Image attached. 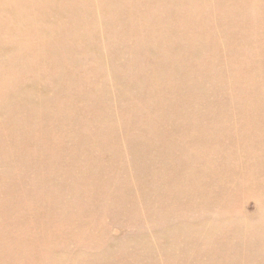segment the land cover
Segmentation results:
<instances>
[{
    "label": "rangeland",
    "instance_id": "obj_1",
    "mask_svg": "<svg viewBox=\"0 0 264 264\" xmlns=\"http://www.w3.org/2000/svg\"><path fill=\"white\" fill-rule=\"evenodd\" d=\"M18 1L0 14V264H264V0Z\"/></svg>",
    "mask_w": 264,
    "mask_h": 264
},
{
    "label": "bare ground",
    "instance_id": "obj_2",
    "mask_svg": "<svg viewBox=\"0 0 264 264\" xmlns=\"http://www.w3.org/2000/svg\"><path fill=\"white\" fill-rule=\"evenodd\" d=\"M12 1H13V0H12ZM14 1H18V0H14ZM25 1H26V0H25ZM30 1H31V0H30ZM32 1H33L34 3H35V1H38V2H40V1L42 2V1H43L45 4H51L52 6H54L57 2L59 3V1H57V0H32ZM62 1H64V0H62ZM66 1H67V0H66ZM69 1H70V0H69ZM78 1H79V0H78ZM92 1H93V0H92ZM95 1H96V0H95ZM100 1H101V0H100ZM102 1H103V0H102ZM113 1H115V0H113ZM140 1H141V4H142V0H140ZM151 1H152V0H151ZM173 1H174V0H173ZM180 1L182 2L183 0H180ZM187 1L190 2L189 0H186V3H187ZM196 1H198V0H196ZM204 1H205V0H204ZM204 1H203V2H204ZM209 1H210V0H209ZM228 1H229V0H228ZM232 1H233V0H232ZM234 1H235V0H234ZM18 2H19V1H18ZM22 2H23V0H22ZM28 2H29V1H28ZM38 2H37V4H39ZM43 2L41 3V5L43 4ZM83 2H84V0H83ZM85 2H86V7H88V6H87V2H88V1L86 0ZM107 2H108V1H106V3H105V2H104V3L107 4ZM110 2H111V0H110ZM138 2H139V0H138ZM156 2H157V1H156ZM156 2H155V3H156ZM184 2H185V1H184ZM184 2H183V3H184ZM211 2H212V0H211ZM226 2H227V1H226ZM226 2H225V3H226ZM13 3H14V2H13ZM30 3H32V2H30ZM60 3H62V2H60ZM67 3H68V2H67ZM76 3H77V2H76ZM80 3H82V2H80ZM88 3H89V2H88ZM95 3H96V2H95ZM98 3H99V1H98ZM174 3H175V2H174ZM0 4H1V5H0V8L2 9V11H0V14H1V17H2V16L5 15V13H4V15H2V14H3V13H2V12H3V9L5 8V5H4V4H6V6H7V4H10V3L7 2V0H0ZM2 4H3V5H2ZM11 4H12V3H11ZM11 4H10V5H11ZM24 4H25V3H24ZM45 4H44V6H45ZM65 4H66V3H65ZM68 4H69V3H68ZM71 4H72V2H71ZM71 4H70V5H71ZM77 4H78V3H77ZM77 4H76V5H77ZM84 4H85V3H83V5H84ZM101 4H102V3H101ZM101 4H99V5H101ZM111 4H112V3H111ZM141 4H140V5H141ZM151 4H152V3H151ZM190 4H192V3H190ZM229 4H230V3H229ZM10 5H9V6H10ZM18 5L20 6V4H18ZM51 5H50V6H51ZM57 5H59V4H57ZM60 5H62V4H60ZM60 5H59V6H60ZM70 5H68V6H70ZM74 5H75V4H74ZM93 5H94V4H93ZM125 5H126V4H125ZM125 5H124V6H125ZM9 6H7V7H9ZM19 6H17L18 9H19ZM26 6H28V4H26ZM26 6H24V7H26ZM32 6H34V5H32ZM32 6H30V7H32ZM55 6H56V5H55ZM89 6H90V5H89ZM91 6H92V5H91ZM130 6H132V4H130ZM135 6H136V5H135ZM142 6H144V5H142ZM145 6H146V5H145ZM173 6H174V4H173ZM20 7H21V6H20ZM30 7H29V9H30ZM37 7H39V6H37ZM73 7H74V6H73ZM79 7H82V6H80V4H79ZM83 7H84V6H83ZM83 7H82V8H83ZM95 7H96V6H95ZM146 7H147V6H146ZM9 8H12V7H9ZM42 8H43V7H42ZM47 8H48V6H47ZM50 8H52V7H50ZM59 8H60V7H59ZM61 8H62V7H61ZM61 8H60V10H59V9H58V10H59V11H62V10H66V9H67V7H66L65 9H62V10H61ZM68 8H69V7H68ZM70 8H71V7H70ZM98 8H100V7H98ZM101 8H102V7H101ZM131 8H132V7H131ZM138 8H140V7H138ZM142 8H143V7H142ZM1 9H0V10H1ZM20 9H21V8H20ZM26 9H27V8H26ZM35 9H36V7H34L33 10H35ZM53 9H54V8H53ZM72 9H73V8H72ZM76 9H77V8H76ZM76 9H75V10H76ZM83 9H84V8H83ZM86 9H87V8H86ZM86 9H84V11H86V12H88V11L90 12V11H91V10H86ZM107 9H109V8H107ZM118 9H119V8H118ZM121 9H122V8H121ZM125 9H126V8H125ZM140 9H141V8H140ZM140 9H139V10H140ZM144 9H145V8H144ZM10 10H12V9H10ZM21 10H22V9H21ZM23 10H25V9H23ZM30 10H31V9H30ZM30 10H28V11H30ZM41 10H42V9H41ZM41 10L39 9L40 13H41ZM54 10H55V9H54ZM54 10H53V11H54ZM73 10H74V9H73ZM73 10H72V11H73ZM95 10H97V9H95ZM103 10H105V9H103ZM134 10H135V8H134ZM142 10H143V9H142ZM142 10H140V11H142ZM145 10H147V8H146ZM149 10H150V9H149ZM6 11H7V10L5 9V12H6ZM8 11H9V10H8ZM8 11H7V12H8ZM13 11H15V10H13ZM28 11H25V12H28ZM31 11H32V10H31ZM37 11H38V9H37L35 12H37ZM39 11H38V12H39ZM43 11H44V9H43ZM47 11H48V10H47ZM68 11H69V10H68ZM76 11H78V10H76ZM76 11H75V12L73 11V12L76 14ZM79 11H80V10H79ZM98 11H99V10H98ZM119 11H120V10H119ZM119 11H118V12H119ZM135 11H136V10H135ZM9 12H10V11H9ZM22 12L24 13V11H21L20 13H22ZM48 12H49V11H48ZM54 12H55V11H54ZM70 12H71V11H70ZM101 12H102V10H101ZM107 12H108V11H107ZM107 12H106V13H107ZM129 12H131V11H129ZM144 12H145V11H144ZM17 13H18V12H17ZM23 13H22V14H23ZM28 13H29V12H28ZM44 13H45V11H44ZM49 13H51V12H49ZM55 13H56V12H55ZM55 13H54V14H55ZM61 13H62V12H61ZM93 13H94V12H93ZM95 13H96V11H95ZM112 13H113V11H112ZM116 13H117V11H116ZM127 13H128V12H127ZM131 13H132V12H131ZM141 13H143V12H141ZM141 13H140V15L142 16ZM146 13H147V12H146ZM148 13H149V11H148ZM13 14H14V13H13ZM54 14H52V15H54ZM64 14H65V12H64ZM66 14H67V13H66ZM81 14H82V13H81ZM85 14H87V13H85ZM98 14H99V13H98ZM98 14H97V15H98ZM104 14H105V12H104ZM155 14H156V12H155ZM8 15H9L10 17H13V15H11V14H8ZM23 15H24V14H23ZM25 15L29 16L27 13H26ZM46 15H47V14H46ZM59 15H60V14H59ZM61 15H62V14H61ZM78 15H79V14H78ZM92 15H95V14H92ZM102 15H103V14H102ZM110 15H111V13H110ZM118 15H119V14H118ZM122 15H123V14H122ZM126 15H127V14H126ZM144 15H145V14H144ZM147 15H148V14H146V16H147ZM156 15H157V18H158V16H159L158 13H157ZM14 16H15V15H14ZM21 16H22V15H21ZM21 16H20V17H21ZM42 16H44V15H42ZM75 16H77V15H75ZM88 16H90V13H89ZM98 16H99V15H98ZM106 16H107V15H106ZM127 16H129V15H127ZM132 16H134V15H132ZM136 16H138V15H136ZM146 16H145V17H146ZM25 17H26V16H24L23 18H20V19H24ZM45 17H46V16H45ZM45 17H43V18H45ZM54 17H55V16H54ZM91 17H92V16H91ZM91 17H90V18H91ZM124 17H125V16H124ZM154 17H156V16H154ZM28 18H29V17H28ZM47 18H48V17H47ZM63 18H64V17H63ZM95 18H96V15H95ZM117 18H119V17H117ZM117 18H116V20H117ZM134 18L137 20L136 17H134ZM157 18H155V20H156ZM2 19H4V17H3ZM11 19H12V18H10L9 20L11 21ZM13 19H14V17H13ZM45 19H46V18H45ZM48 19H50V18H48ZM58 19H60V18H58ZM68 19H69V18H68ZM75 19H77V18H75ZM79 19H80V21H81V18H79ZM92 19H94V18H92ZM101 19H102V17H101ZM110 19H111V16H110ZM150 19H151V18H150ZM25 20H26V19H25ZM51 20H52V18H51ZM77 20H78V19H77ZM106 20H107V19H106ZM112 20H113V19H112ZM120 20H121V19H120ZM126 20H127V18H126ZM126 20H125V21H126ZM129 20H130V19H129ZM144 20H146V19H144ZM2 21H3V20H2ZM10 21H9V22H10ZM14 21H16V20H14ZM17 21H18V19H17ZM20 21H21V20H20ZM26 21H27V20H26ZM28 21H29V20H28ZM33 21H34V19L32 20V23H33ZM43 21L45 22L44 19H43ZM47 21H48V20H47ZM57 21H58V20H57ZM57 21H56V22H57ZM66 21H67V20H66ZM66 21H65V26H66ZM68 21H69V20H68ZM68 21H67V22H68ZM71 21H72V20H71ZM82 21H83V20H82ZM90 21H91V20H90ZM98 21H99V20H98ZM110 21H111V20H110ZM139 21H140V20H139ZM4 22H5V21H4ZM12 22H13V21H12ZM18 22H19V21H18ZM22 22H23V21H22ZM22 22H21V23H22ZM35 22H36V19H35ZM37 22H38V21H37ZM48 22H49V21H48ZM48 22H47V24H48ZM54 22H55V21H54ZM54 22H53V23H54ZM72 22H73V21H72ZM76 22H77V21L75 20V22L73 23V24H75V26H77ZM83 22H84V21H83ZM119 22H120V21H119ZM141 22H143V21H141ZM1 23H2V22H1V20H0V24H1ZM6 23H7V20H6ZM6 23H5V24H6ZM49 23H51V22H49ZM63 23H64V21H63ZM70 23H71V22H70ZM123 23H124V20H123ZM144 23H145V22H144ZM3 24H4V23H3ZM24 24H26V23L24 22ZM29 24H31L30 21H29ZM34 24H35V23H34ZM38 24H39V23H38ZM78 24H79V23H78ZM91 24H93V23H91ZM99 24H100V23H99ZM104 24H105V23H104ZM117 24H118V23H117ZM119 24L121 25V23H119ZM129 24H130V23H129ZM135 24H137V23L134 22L133 25H135ZM141 24H142V23H140V25H141ZM223 24H224V23H223ZM223 24H222V25H223ZM11 25H13V24H11ZM11 25L8 26V24H7L8 27L5 25V29L11 27ZM26 25H27V24H26ZM59 25H60V22H59ZM71 25H72V24H71ZM81 25H83V24H81ZM84 25H87V24H84ZM2 26H3V25H2ZM2 26H1V27H2ZM14 26H15V25H14ZM24 26H25V25H24ZM27 26H28V25H27ZM40 26H41V24H40ZM40 26H38V27L40 28ZM50 26H52V25H50ZM65 26H64V27H65ZM67 26H68V25H67ZM90 26H91V25H90ZM90 26H89V27H90ZM92 26H93V25H92ZM104 26H107V25H104ZM127 26H128V25H127ZM142 26H143V27H142ZM142 26H141V27L144 28L145 25H142ZM1 27H0V32H1ZM3 27H4V26H3ZM17 27H18V26H17ZM17 27H16V28H17ZM25 27H26V26H25ZM28 27H31V26L29 25ZM28 27H27V28H28ZM43 27H44V25H43ZM73 27H74V26H73ZM114 27H115V26H114ZM136 27H137V26H136ZM157 27H158V26L156 25V27H155L154 29L157 30ZM161 27H162V25H161ZM11 28L13 29V27H11ZM11 28H10V29H11ZM19 28H20V27H19ZM31 28H32V27H31ZM34 28H36V27H33V29H34ZM41 28H42V27H41ZM68 28L70 29V27H68ZM68 28H67V29H68ZM75 28H76V27H75ZM78 28H79V26L77 27V29H78ZM81 28H82V27H81ZM96 28H97V26H96ZM105 28H106V27H105ZM138 28H139V27H138ZM159 28H160V26H159ZM209 28H210V27H209ZM2 29L4 30V28H2ZM33 29H32V30L30 29L29 32L33 31ZM44 29H47V28L44 27ZM44 29H43V30H44ZM52 29H54V28H52ZM67 29H66V30H67ZM77 29H75V31H76ZM6 30H7V29H6ZM6 30H4V31H6ZM18 30H19V29H18ZM23 30H24V29H23ZM23 30H22V33H24V31L26 32V29H25L24 31H23ZM28 30H29V29H28ZM36 30L39 31V29H35V31H36ZM41 30H42V29H41ZM57 30H59V29H57ZM72 30H73V28H72ZM82 30H84V28H82ZM86 30H87V28H85V31H86ZM88 30H90V28H89ZM88 30H87V31H88ZM109 30H110V28H109ZM111 30H112V29H111ZM139 30H140V28H139ZM144 30H145V28H144ZM162 30H163V29H162ZM10 31H11V30H10ZM14 31H17V30L14 29L13 32H14ZM19 31H20V30H19ZM38 31H36V32L39 33V34L42 33V32H38ZM59 31H60V30H59ZM64 31H65V28H64ZM68 31H69V30H68ZM73 31H74V30H73ZM85 31H83L84 35H85ZM103 31H104V29H103ZM114 31H115V29H114ZM134 31H137V28H136V30H134ZM134 31H133V32H134ZM142 31H143V30H142ZM150 31H151V30H150ZM159 31H160V30H158V33H159ZM163 31H164V30H163ZM163 31H162V33H163ZM47 32H49V31H47ZM89 32H90V31H89ZM97 32H98V31H97ZM128 32H129V31H128ZM130 32H131V31H130ZM7 33H9V35H11L10 32H7ZM7 33H5V34H7ZM20 33H21V31H20ZM20 33H19V34H20ZM26 33H27V32H26ZM26 33H25V34H26ZM45 33H46V32H45ZM62 33H63V32H62ZM62 33L60 34V32H59L58 34L62 35ZM69 33H70V35H71V32H70V31H69ZM79 33H81V32H79ZM90 33L92 34V32H90ZM108 33H109V32H108ZM117 33H118V32H117ZM119 33H120V32H119ZM137 33H138V32H137ZM139 33H140V31H139ZM142 33H143V32H141L140 34L142 35ZM151 33H152V32H151ZM156 33H157V32L155 31V34H156ZM162 33L160 32V34H162ZM1 34L4 35L3 32H2ZM14 34H15V33H14ZM14 34H13V36H14ZM32 34H33V32H32ZM47 34H48V33H47ZM47 34H46V35H47ZM66 34H67V33H66ZM88 34H89V33H88ZM88 34H86V35H88ZM123 34H124V33H123ZM125 34H126V33H125ZM130 34H131V33H130ZM130 34H129V35H130ZM143 34H144V33H143ZM9 35H8V36H9ZM27 35H30V34H27ZM35 35H36V34H35ZM37 35H38V34H37ZM48 35H49V34H48ZM60 35H57V36H56V37H58L57 39L60 38V37H59ZM67 35H69V34H67ZM70 35H69V36H70ZM80 35H81V34H79L78 37H80ZM97 35H98V34H97ZM106 35H107V34H106ZM134 35H136V33H134ZM153 35H154V33H153ZM5 36H7V35H5ZM33 36H34V35H33ZM33 36H32V37H33ZM51 36H53V35H51ZM72 36H73V35H72ZM76 36H77V35H76ZM76 36H74V37L76 38ZM82 36H83V35H82ZM82 36H81V37H82ZM109 36H110V35H109ZM118 36H119V34H118ZM138 36H139V35H138ZM146 36H147V35H146ZM191 36H192V35H191ZM0 37H1V36H0ZM14 37H15V38H14L15 41H16V39L18 40V38H16L17 36H14ZM19 37H20V36H19ZM24 37H25V35H24ZM37 37H39V36H36V39L33 38L34 41L37 40ZM40 37H41V35H40ZM46 37H48V36H46ZM63 37H64V36L62 35V38H63ZM65 37H66V36H65ZM65 37H64V38H65ZM84 37H85V36H84ZM88 37H89V35H88ZM88 37H87V38H88ZM91 37H92V35H91ZM107 37H108V36H107ZM111 37H112V36H111ZM116 37H117V36H116ZM116 37H115V38H116ZM136 37H137V36H136ZM156 37H157V35H156ZM1 38H3V36H2ZM4 38H5V37H4ZM6 38H7V37H6ZM9 38H11V37L9 36ZM12 38H13V37H12ZM21 38H22V36H21ZM66 38H69V37H66ZM71 38H72V37H70V39H71ZM87 38H86V39H87ZM98 38H99V36H98ZM112 38H113V37H112ZM115 38H114V39H115ZM118 38H119V37H118ZM130 38H131V37H130ZM130 38L127 37L128 41H129ZM23 39H25V38H23ZM38 39H39V38H38ZM42 39H43V37H42ZM57 39H56V40H57ZM81 39H83V37H82ZM81 39H80V40H81ZM140 39H142V36H141V38H138V40H140ZM146 39H147V38H146ZM21 40H22V39H21ZM27 40H29V39H27ZM48 40H49V39H48ZM53 40H54V39H53ZM61 40H62V39H61ZM64 40H65V39H63V43H64ZM74 40H76V39H74ZM105 40H106V39H105ZM119 40H120V39H119ZM154 40H158V39L155 38ZM154 40H153V41H154ZM163 40H164V39H163ZM1 41H2V40H1ZM9 41H12V40H9ZM15 41H14V42H15ZM39 41H41V44H42V41H43V40L39 39ZM76 41H77V40H76ZM87 41H88V40H87ZM91 41H92V40H91ZM99 41H100V40H99ZM108 41H110V39H109ZM125 41H126V39H125ZM144 41H146V40L144 39ZM153 41H152V42H153ZM166 41H167V40H166ZM166 41H164V42H166ZM16 42H17V41H16ZM20 42H21V41H20ZM20 42H19V43H20ZM22 42H23V40H22ZM35 42H36V41H35ZM44 42H46V41H44ZM66 42H67V39H66ZM72 42L74 43V41H72ZM119 42H120V41H119ZM119 42H118V44H119ZM135 42H136V41H135ZM140 42H141V40H140ZM30 43H31V42H30ZM30 43H29V44H30ZM32 43H33V41H32ZM38 43H39V42H38ZM49 43H50V42H48V44H49ZM59 43H60V42H59ZM67 43H68V42H67ZM69 43H70V42H69ZM85 43H86V42H85ZM111 43H112V42H111ZM124 43H125V42H124ZM127 43L129 44V42H127ZM133 43H134V40H133ZM4 44H5V43H4ZM4 44L0 43V47H1L2 50H4V48L8 45V43H7L6 46H5ZM10 44H11V43H10ZM23 44H25V43H23ZM35 44H36V43H35ZM75 44H76V42H75ZM12 45H13V44H11V46H12ZM20 45H21V44H20ZM20 45L18 44V46H20ZM25 45H26V44H25ZM32 45H33V44H31V46H32ZM36 45H37V44H36ZM42 45H44V43H43ZM42 45H38V46L41 47ZM45 45H46V44H45ZM61 45H62L63 47H65L62 43H61ZM68 45H69V44H68ZM78 45H79V44H78ZM80 45H82L81 41H80ZM80 45H79V47H81ZM93 45H94V44H93ZM122 45L124 46V44H122ZM130 45H134V44H130ZM130 45H129V47H130ZM145 45H146V43H145ZM145 45L140 44V46H143V47H144ZM161 45H162V46H161ZM161 45H160V46L163 47V43H162ZM8 46H10V45H8ZM15 46H17V45L15 44ZM18 46H17V48H18ZM38 46L35 47V46L33 45L31 48L35 47V48H33V49L36 50V48H38ZM55 46H57V44L55 45V43H54V46H51V47H55ZM66 46H67V44H66ZM69 46H71V44H70ZM74 46H75V45H74ZM76 46H77V45H76ZM125 46H126V45H125ZM146 46H148V45H146ZM175 46H176V45H175ZM175 46H174V47H175ZM25 47H26V46H25ZM29 47H30V46H29ZM46 47H48V46H46ZM51 47H48V48L53 49V48H51ZM60 47H61V46H60ZM82 47H83V46H82ZM95 47H96V46H95ZM95 47H94V48H95ZM138 47H139V46H138ZM174 47H173V48H174ZM23 48H24V47H23ZM23 48L21 47V49H23ZM44 48H45V47H44ZM44 48H43V49H44ZM61 48H62V47H61ZM71 48H72V47H71ZM118 48H119V47H118ZM130 48H131V47H130ZM170 48L172 49V47H170ZM170 48H169V49H170ZM21 49H20V50H21ZM33 49H32V50H33ZM45 49H46V48H45ZM50 49H49V50H50ZM62 49H63V48H62ZM64 49H65L64 53H65L66 51H68V50H66V48H64ZM67 49H69V48L67 47ZM125 49H126V48H125ZM136 49H138V48H136ZM146 49L148 50L147 47H146ZM149 49H150V45H149ZM151 49H152V48H151ZM151 49H150V50H151ZM165 49L167 50V48H165ZM175 49H176V48H175ZM5 50L8 51V49H5ZM12 50H13V48H12ZM40 50H41V48H40ZM40 50H39V52H40ZM69 50H70V49H69ZM78 50H79V49H78ZM132 50H135V49L132 48ZM17 51H18V49H17ZM22 51H23V50H21V55L24 54V52H22ZM24 51H26L25 48H24ZM28 51H29V53L31 52L30 49H29ZM41 51H43V50H41ZM54 51H55V49H54ZM54 51H53V52H54ZM57 51H58V55H57V58H58L59 55H60V53H61V51H60V53H59V50H57ZM85 51H86V50H85ZM135 51H136V50H135ZM168 51L170 52V50H168ZM168 51H167V52H168ZM171 51H174V50H171ZM2 52H3V51H2ZM4 52H5V51H4ZM14 52L16 53L15 48H14ZM18 52H19V51H18ZM33 52H34V50H33ZM36 52H37V50H36ZM90 52H91V51H90ZM133 52H134V51H133ZM147 52H148V51H147ZM149 52H150V51H149ZM175 52H176V51H175ZM175 52H174V53H175ZM0 53H1V52H0ZM8 53H9V52H8ZM22 53H23V54H22ZM25 53H26V52H25ZM29 53H28V55H29ZM37 53H38V52H37ZM37 53H36V54H37ZM40 53H43V52H40ZM40 53H39V55H40ZM45 53H46V52H45ZM55 53H56V52H55ZM62 53H63V52H62ZM64 53H63V54H64ZM75 53H76V52H75ZM135 53H136V52H135ZM2 54H3V53H2ZM12 54L14 55V53H12ZM33 54H34V53H33ZM36 54H35L34 56H30V57H31V58H33V57L35 58ZM46 54H47V53H46ZM53 54H54V53H53ZM67 54H70V52H68ZM85 54H87L86 56H89L88 53H85ZM13 55H12V56H13ZM16 55H17V53H16ZM19 55H20V53H19ZM42 55L44 56V54H42ZM48 55H49V54H48ZM55 55H56V54H55ZM91 55L93 56L92 53L90 54V56H91ZM98 55H99V54H98ZM140 55H141V54H140ZM172 55H173V54H172ZM6 56H7V55H6ZM12 56H10V57L12 58ZM24 56H26V55H24ZM51 56L54 57V55H52V54L50 53L49 58H51ZM65 56H66V55H65ZM135 56H136V55H135ZM10 57H9V58H10ZM15 57H16V56H15ZM17 57H18V56H17ZM28 57H29V56H28ZM44 57H45V56H44ZM157 57H158V55H157ZM1 58H2V56H1ZM7 58H8V57H7ZM22 58H25V57L22 56ZM31 58H30V59H31ZM115 58H116V57H115ZM152 58H153V57H152ZM152 58H150V59H152ZM3 59H4V58H3ZM3 59H2V60H3ZM30 59L26 58L25 60L28 61V60H30ZM47 59H48V58H47ZM52 59H53V60H52ZM52 59H50V60L55 61L54 58H52ZM94 59H95V58H94ZM159 59H160V56H159ZM4 60H6V59H4ZM12 60H13V59H12ZM32 60H33V59H32ZM66 60H68V59H66ZM7 61H8V60H7ZM14 61H15V60H14ZM22 61H23V60H22ZM138 61H139V60H138ZM1 62H2V61H1ZM10 62H11V60H10ZM10 62H9V63H10ZM12 62H13V61H12ZM12 62H11V64H12ZM17 62H18V60L16 61V63L13 62V63L15 64V67H16ZM23 62H24V61H23ZM23 62H21V63H23ZM32 62H33V61H32ZM56 62L59 63V61H56ZM64 62H65V59H64V61L61 62V63H63V65H64ZM169 62H170V60H169ZM172 62H173V61H172ZM30 63H31V62H30ZM73 63H74V62H73ZM73 63H72V64H73ZM4 64H6V61H4L3 64H1V67H0V68H3L2 66H4ZM18 64H19V62H18ZM56 64H57V63H56ZM65 64H66V62H65ZM137 64H138V63H137ZM168 64H169V63H168ZM170 64H171V63H170ZM172 64H173V63H172ZM6 65H7V64H6ZM20 65H21V64H20ZM20 65H18V66H20ZM27 65H28V64H27ZM31 65H32V64H31ZM47 65H48V64H47ZM73 65H74V64H73ZM138 65H139V64H138ZM13 66H14V65H13ZM49 66H50V65H49ZM51 66H52V65H51ZM59 66H60V65H59ZM66 66H67V64H66ZM5 67L11 68V67L8 66V65L5 66ZM5 67H4V68H5ZM21 67H22V69L24 70L23 65H21ZM21 67H20V68H21ZM25 67H26V66H25ZM28 67H29V66H28ZM62 67H63V66H62ZM64 67H65V66H64ZM70 67H71V66H70ZM16 68H17V67H16ZM16 68H15V69H16ZM60 68H61V67H60ZM68 68H69V66H68ZM68 68H67V69H68ZM15 69H14V70H15ZM17 69L19 70V68H17ZM162 69H163V68H162ZM10 70H11V69H10ZM10 70H9V72H10ZM12 70H13V69H12ZM41 70H42V69H41ZM65 70H66V68H65ZM74 70H75V69H74ZM5 71H6V70H5ZM5 71H4V72H5ZM63 71H64V70H63ZM4 72H3V73H4ZM24 72H25V71H24ZM66 72H67V71H66ZM137 72H138V70H137ZM12 73H13V72H12ZM27 73H28V72H27ZM60 73H61V72H60ZM79 73H80V72H79ZM158 73H160V72L158 71ZM163 73H166V72H163ZM0 74H1V75H4V74H2L1 72H0ZM66 74H67V73H66ZM69 74H71V73H69ZM80 74H81V73H80ZM143 74H144V73H143ZM161 74H162V73H161ZM149 75H150V74H149ZM151 75H152V73H151ZM158 75H159V74H158ZM67 76H68V75H67ZM75 76H76V75H75ZM152 76H153V75H152ZM154 76H155V75H154ZM52 77H53V76H52ZM69 77H72V75H71V76H68V78H69ZM1 78H2V77H1ZM1 78H0V79H1ZM7 78H8V77H7ZM74 78H75V77H74ZM158 78H159V77H158ZM11 79H12V78H11ZM14 79H15V78H14ZM70 79H71V78H69V80H70ZM161 79H162V77H161ZM5 80H6V79H5ZM8 80H9V78H8ZM60 80H61V79H60ZM1 81H2V79H1ZM1 81H0V83H1ZM15 81H16V80H15ZM12 82H13V81H12ZM25 82H26V81H25ZM63 82H64V80H63ZM69 82H71V81H69ZM72 82H73V80H72ZM157 82H159V81H157ZM55 83H57V81H56ZM164 83H166V82H164ZM11 84H12V83H11ZM73 84H75V83H73ZM73 84H72V85H73ZM2 85H3V82H2V84H1V86H2ZM31 85H33V84H31ZM56 85H57V84H56ZM166 85H167V84H166ZM11 87H12V86H11ZM35 87H37V86H35ZM145 87H146V86H145ZM14 88H15V87H14ZM31 88H32V87H31ZM4 89H5V87H4ZM147 89H149V87H148ZM16 90H17V89H16ZM39 90H40V89H39ZM39 90H38V91H39ZM63 90H64V89H63ZM150 90H151V89H150ZM158 90H159V89H158ZM34 91H35V90H34ZM161 91H162V90H161ZM16 92H17V91H16ZM62 92H63V91H62ZM11 94H12V93H11ZM13 94H14V93H13ZM19 94H20V92H19ZM36 94H37V93H36ZM64 94H66V93H64ZM69 96H70V95H69ZM67 97H68V96H67ZM157 97H158V95H157ZM3 98H4V97H3ZM18 98H19V97H18ZM22 99H23V98H22ZM24 99H25V98H24ZM161 101H162V100H161ZM163 101H164V100H163ZM163 101H162V102H163ZM165 101H166V100H165ZM165 101H164V102H165ZM60 102H61V101H60ZM68 102H69V100H68ZM5 103H6L5 99L0 100V115H1L2 112H3V108L5 107ZM146 103H147V102H146ZM180 109H181V108H180ZM177 112H178V111H177ZM107 114H108V113H107ZM8 115H9V114H8ZM60 116H61V115H60ZM140 121H142V120H140ZM261 121H262V120H261ZM110 122H111V121H110ZM18 123H19V122H18ZM260 123H261V122H260ZM113 124H114V123H113ZM263 124H264V121H263ZM4 125H5V124H4ZM254 125H255V124H254ZM258 125H260V124H258ZM258 125H257V126H258ZM261 125H262V124H261ZM261 125H260V126H261ZM2 126H3V125H2ZM252 126H253V125H252ZM255 126H256V125H255ZM255 126H254V127H255ZM257 126H256V127H257ZM9 127H10V126H9ZM261 127H262V130H263L264 126L262 125ZM251 128H253V127H251ZM258 128H259V126H258ZM258 128H256V129H258ZM127 129H128V128H127ZM256 129H255V130H256ZM251 131H252V129H251ZM251 131H249V132H251ZM257 131H258V130H257ZM260 131H261V130H260ZM249 132H248V133H249ZM255 133H256V132H255ZM252 134H253V132H252ZM252 134H250V136H251ZM127 135H128V134H127ZM248 135H249V134H248ZM253 135H255V134H253ZM259 135H261V134H259ZM123 136H124V135H123ZM261 136H262V135H261ZM247 137H248V136H247ZM256 137H257V135H256ZM254 138H255V136H254ZM263 139H264V137H263ZM248 140H249V139H248ZM122 141H123V140H122ZM256 141H257V140H255V142H256ZM260 141H261V140H260ZM262 141H263V142H261V144L264 143V140H262ZM250 143H251V142H250ZM250 143H249V145H250ZM258 143H259V142H258ZM253 144H254V142L251 143V145H253ZM263 145H264V144H263ZM261 147H262V145H261ZM251 154H252V153H251ZM262 156H263V155H262ZM10 161H11V160H10ZM22 163H23V162H22ZM0 164H1V163H0ZM70 165H71V164H70ZM70 165H69V166H70ZM0 166H1V165H0ZM2 166H3V165H2ZM5 168H6V167L4 166V169H5ZM2 169H3V167H2ZM2 169H1V170H2ZM25 169H26V168H25ZM261 170H262V169H261ZM2 172H4V170H2ZM4 173H7V172L5 171ZM31 173H32V172H31ZM4 175H5V174H4ZM5 176H6V175H5ZM8 176H9V175H8ZM38 176H39V175H38ZM46 179H47V178H46ZM6 181H7V179H6ZM48 181H49V180H48ZM7 184H8V182H7ZM0 185H1V184H0ZM0 189H1V188H0ZM2 190H3V191L5 190V189H4V186H3V189H2ZM8 190H9V189H8ZM8 190H7V191H8ZM0 191H1V190H0ZM1 193H2V192H1ZM7 193H9V192H7ZM66 193H67V192H66ZM37 194H38V193H37ZM15 195H16V194H14V196H15ZM93 195H95V194H93ZM7 197H8V196H7ZM0 198H1V196H0ZM121 198H122V197H121ZM2 199H3V200H0V201H3V203H5V201L7 200V199H5V198H2ZM11 199H12V198H11ZM16 199H17V197H16ZM123 200H124V199H123ZM123 200H121V202H122ZM7 201H8V200H7ZM9 201H10V200H9ZM117 202H118V201H117ZM3 203H2V205H3ZM8 204H9V203H8ZM0 205H1V204H0ZM18 205H19V204H18ZM6 206H7V204H6ZM6 206H5V207H6ZM3 207H4V206H3ZM10 208H11V207H10ZM1 209H2V206H1ZM1 209H0V210H1ZM11 209H13V207H12ZM7 210H9V208H8ZM7 210H6V211H7ZM17 210H18V208H17ZM3 211H5L4 208H3V210H2V213H4ZM12 211H13V210H12ZM12 211H8V212H10V214H11ZM14 211H15V210H14ZM14 211H13V213H14ZM8 212H6V214H7ZM17 212H18V211H17ZM0 213H1V212H0ZM6 214H5V215H6ZM10 214H9V215H10ZM14 214H15V213H14ZM18 214H19V213H18ZM1 215H2V214H1ZM3 216H4V215H3ZM17 216H18V215H17ZM19 216H20V215H19ZM4 217H6V216H4ZM8 217H9V216H8ZM12 217H14V216L12 215ZM20 217H21V216H20ZM31 219H32V218H31ZM18 220H21V219L18 218ZM30 221H31V220H30ZM32 221H33V220H32ZM19 222H20V221H19ZM21 223H22V222H21ZM21 227H22V226H21ZM21 227H20V228H21ZM26 227H27V226H26ZM24 230H25V229H24ZM21 231H22V230H21ZM26 231H27V230H26ZM20 239H22V238H20ZM132 239H133V238H132ZM23 240H24V239H22V241H23ZM17 241H18V240H17ZM19 241H20V240H19ZM19 241L17 242V244L19 243ZM129 241H130V240H129ZM131 242H132V241H131ZM135 242H136V241H135ZM20 243H21V241H20ZM17 244H15V245H17ZM22 244H23V243H22ZM20 245H21V244H20ZM21 246H22V245H21ZM21 246H20V247H21ZM15 248H16V250H17L18 245H17V247H15ZM23 248H24V247H23ZM108 248H109V247H108ZM18 249H19V248H18ZM21 249H22V248H21ZM23 250H24V249H23ZM17 251H19V250H17ZM17 251H16V253H17ZM21 251H22V250H21ZM21 251H20V252H21ZM20 254H21V256H22V253H20ZM23 256H24V255H23ZM18 257H19V253H18ZM58 260H59V259H58ZM60 264H61V263H60Z\"/></svg>",
    "mask_w": 264,
    "mask_h": 264
}]
</instances>
